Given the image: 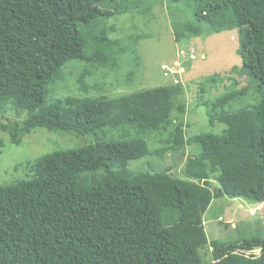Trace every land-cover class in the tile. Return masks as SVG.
I'll list each match as a JSON object with an SVG mask.
<instances>
[{"label": "trees", "instance_id": "trees-1", "mask_svg": "<svg viewBox=\"0 0 264 264\" xmlns=\"http://www.w3.org/2000/svg\"><path fill=\"white\" fill-rule=\"evenodd\" d=\"M190 1L194 22L172 23L175 41L235 31L240 72L259 97L236 110L229 104L246 91L202 103L209 123L226 127L220 135L186 138L180 84L46 103L70 61L118 69L125 51L107 21L147 13L146 1L0 0V111L25 114L21 124L2 127L12 145L39 128L78 138L104 128L135 132L128 140L47 154L26 180L0 187V264H205L208 249L212 264H264L263 237L209 242L203 224L213 200L264 203V0ZM92 75L85 70L78 79L87 95L104 89L84 87ZM150 133L161 138L154 151L145 141ZM193 145L199 153L187 158L182 177L128 170L130 162L183 154Z\"/></svg>", "mask_w": 264, "mask_h": 264}, {"label": "rangeland", "instance_id": "rangeland-1", "mask_svg": "<svg viewBox=\"0 0 264 264\" xmlns=\"http://www.w3.org/2000/svg\"><path fill=\"white\" fill-rule=\"evenodd\" d=\"M144 1L149 9L147 13L119 15L107 21L108 26L116 28L112 38L117 39L125 51L119 60L118 69H98L81 61H70L64 67L63 80L49 86L46 103L66 97L84 98L99 94L116 97L180 84L183 88L180 102L186 111L183 119L186 138L200 134H222L226 127L220 123L211 125L202 103H213L232 91L247 93L229 104L230 109H242L259 102L253 83L240 72L241 59L236 53L237 33H216L207 35L208 37L176 42L172 23L192 24L194 3L190 0ZM85 70H91L94 76L83 80L84 87L88 88L95 83L104 87L103 90L91 89L88 95L79 90L78 79ZM4 113L0 111V138L4 141V147L0 149V187L3 188L26 180L30 176L29 169L37 159L47 154L77 149L96 142L108 144L135 137V132L122 129L104 128L95 131L92 136L78 138L39 128L25 136L22 143L16 146L10 143L9 135L2 127L21 124L25 114L17 115L11 110ZM166 138L164 136L162 139ZM160 140L154 133L145 136L151 151L159 147ZM195 153H199V148L193 145L187 147L183 154L168 153L162 158L148 157L130 162L128 170H169L170 174L182 177L187 158ZM102 174L100 171L95 175L99 177ZM217 186L212 178L211 189L214 191ZM203 224L209 242L218 240L223 243H237L259 236L264 238V203L253 206L244 200H231L226 197L213 200L204 215ZM202 254L204 263L212 264L210 249ZM258 254V251L253 252L255 256Z\"/></svg>", "mask_w": 264, "mask_h": 264}]
</instances>
